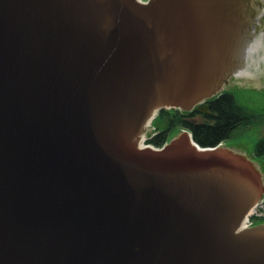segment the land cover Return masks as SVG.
<instances>
[{"label": "water", "instance_id": "1", "mask_svg": "<svg viewBox=\"0 0 264 264\" xmlns=\"http://www.w3.org/2000/svg\"><path fill=\"white\" fill-rule=\"evenodd\" d=\"M262 4L0 0V264H264V225L236 230L264 189L246 154L136 140L216 94Z\"/></svg>", "mask_w": 264, "mask_h": 264}, {"label": "rangeland", "instance_id": "2", "mask_svg": "<svg viewBox=\"0 0 264 264\" xmlns=\"http://www.w3.org/2000/svg\"><path fill=\"white\" fill-rule=\"evenodd\" d=\"M227 90L232 92L235 105L241 107V113L246 115L222 146L246 154L254 163L250 168L258 187L264 188V148L259 150L258 147V143L264 139V72L234 84ZM194 119L201 121L202 117ZM154 124L161 128L167 121L165 117H158ZM179 128L175 127L171 131L173 136L180 133ZM262 191L261 196L264 195V189ZM260 225H264V221Z\"/></svg>", "mask_w": 264, "mask_h": 264}, {"label": "trees", "instance_id": "3", "mask_svg": "<svg viewBox=\"0 0 264 264\" xmlns=\"http://www.w3.org/2000/svg\"><path fill=\"white\" fill-rule=\"evenodd\" d=\"M209 107L211 109L209 114H201L198 109L188 112L177 109L161 110L160 116L165 117L166 127L149 141L156 145H162L170 138L169 130L173 131L175 127H180L189 129L194 139L201 145L213 146L228 138L239 121L246 115L241 113L242 108L235 105L233 95L228 92L211 100ZM195 117H202V120L197 121L194 119ZM258 147L259 150L264 148V139L258 143Z\"/></svg>", "mask_w": 264, "mask_h": 264}, {"label": "built area", "instance_id": "4", "mask_svg": "<svg viewBox=\"0 0 264 264\" xmlns=\"http://www.w3.org/2000/svg\"><path fill=\"white\" fill-rule=\"evenodd\" d=\"M250 213L254 215H264V203L259 202L255 207L252 208ZM246 224H249V220H247Z\"/></svg>", "mask_w": 264, "mask_h": 264}, {"label": "bare ground", "instance_id": "5", "mask_svg": "<svg viewBox=\"0 0 264 264\" xmlns=\"http://www.w3.org/2000/svg\"><path fill=\"white\" fill-rule=\"evenodd\" d=\"M188 135H186V134H183L182 136H181V139L183 138V137H187Z\"/></svg>", "mask_w": 264, "mask_h": 264}]
</instances>
